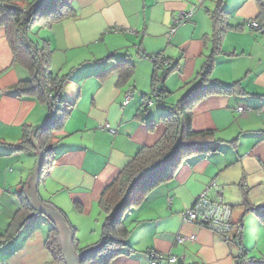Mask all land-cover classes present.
<instances>
[{"label": "crops", "instance_id": "obj_1", "mask_svg": "<svg viewBox=\"0 0 264 264\" xmlns=\"http://www.w3.org/2000/svg\"><path fill=\"white\" fill-rule=\"evenodd\" d=\"M206 1L171 35L178 13L196 0H71L74 16L41 28L44 38L37 46L50 53L52 75L67 76L60 90L61 113L66 116L61 127L51 131L53 163L43 184L31 178L33 193L39 204L48 203L66 217L79 245L84 227L93 224L92 232L101 230L104 214L98 200L103 189L141 147L161 138L166 130L160 119L164 107L175 105L195 84L213 51L216 0ZM21 4L26 5L25 0ZM222 10L224 32L212 78L237 85L238 92L210 94L191 114L194 131H214L216 140L206 145L215 149L183 160L171 179L147 192L125 215L130 248L110 264H151L150 252L174 255L180 264H234L238 246L182 219V212L212 180L222 187L233 225H241L240 243L247 258L264 264V219L242 205L244 196L252 205L264 204V33L245 25L258 17L255 0H222ZM140 53L162 54L174 66L156 85L166 92L161 102L152 98L147 103L153 94L154 64ZM122 67L130 68L129 76H121ZM30 77L28 68L14 62L6 29L0 26V237L20 208V196L29 203L23 188H30L25 178L35 170L27 173L30 159L24 154L39 149L38 141L34 150L15 151L11 145L19 142L23 126H43L54 112L36 95L18 94L14 85ZM129 88L132 98L123 105ZM176 94L180 97L170 102ZM238 107L246 110L239 112ZM105 123L116 132L103 129ZM25 193L31 199V192ZM30 207L34 218L0 243V264L50 263L45 239L52 223ZM176 235L194 239L177 243Z\"/></svg>", "mask_w": 264, "mask_h": 264}, {"label": "trees", "instance_id": "obj_2", "mask_svg": "<svg viewBox=\"0 0 264 264\" xmlns=\"http://www.w3.org/2000/svg\"><path fill=\"white\" fill-rule=\"evenodd\" d=\"M23 0H0V26L5 27L8 42L14 55V62L20 63L31 72V77L19 81L14 85L19 95H36L54 110L52 115L43 126H23L19 142L11 145L15 151L34 150L35 141H38L41 157L38 161L37 185L44 183L52 166L53 145L49 143L51 131L61 127L66 116L62 114L60 106L62 99L60 90L67 80V76H53L50 71V53L42 47H38L29 34L33 26L50 27L65 18L75 15L71 0H36L35 2L21 4ZM259 9L256 20L264 27V0H255ZM224 12L222 0H216V7L212 13L213 44L214 49L206 58L202 68L197 74L196 82L187 93L175 104L166 106L165 112L160 116L166 126L161 138L151 146H143L120 170L118 175L109 183L100 194L98 207L104 214L101 226V237L98 242L91 246L80 247L75 229L69 226L72 237V247L75 252L95 247L96 251L84 257L79 264H110L117 256L127 253L129 246L126 238L130 230L124 223L125 215L136 207L144 198L145 194L160 183L171 179L181 162L191 155L202 151L214 150L206 144L215 141L213 130L194 131L191 127V114L195 104L210 94L236 93L237 85H223L212 78L214 55L219 51V44L224 32ZM40 53L38 57L37 53ZM158 58L154 65L152 76V97L161 102L166 97L163 89L156 87L173 69L167 58L162 54H155ZM166 64V65H165ZM121 76H129L130 68H121ZM43 74L48 91L58 99L55 106L50 104L45 97V87L40 81ZM148 102V101H147ZM20 208L8 230L0 237V243L10 240L17 234L35 214L27 200L20 196ZM242 205L246 211L264 219V204L252 205L244 196ZM239 226L241 227L240 223ZM238 236V247L241 253L234 257V264H252L251 258H247L240 243L241 231ZM45 246L50 255L49 264H65L62 255L61 243L56 227L48 230Z\"/></svg>", "mask_w": 264, "mask_h": 264}, {"label": "built area", "instance_id": "obj_3", "mask_svg": "<svg viewBox=\"0 0 264 264\" xmlns=\"http://www.w3.org/2000/svg\"><path fill=\"white\" fill-rule=\"evenodd\" d=\"M203 0H196V2L187 11L178 13L177 17L173 22V26L169 30V35L173 34L176 27L190 21L191 17L194 15L196 10L200 7ZM245 25L250 29V31L256 33H264V27L256 20L249 19L245 21ZM124 32H130V30H124ZM134 33V32H132ZM38 57L40 53L38 52ZM140 56L148 58L154 65L157 64L156 55H145V53H140ZM166 65V64H165ZM40 81L45 87V97L50 104L56 105L58 99H54L53 94L48 91V84L45 83L43 74H40ZM133 95L131 88H129L124 96L122 102L123 105L129 103ZM152 101L148 100V104ZM237 110L242 112L246 110L244 107H238ZM103 129L107 130L109 133L114 134L116 129L111 127L109 123H105L102 126ZM262 171L264 172V161L261 164ZM182 219L186 223L196 224L211 232L224 237L227 241L238 246V234L241 231L239 225H233L232 223V209L223 200L222 187L218 185L214 180L210 181L204 189L199 193V195L194 199L190 207L182 212ZM194 239L193 236L186 235H176L175 241L177 243H184L187 240ZM239 248V254L241 249ZM149 257L151 264H180V260L171 254H161L150 252Z\"/></svg>", "mask_w": 264, "mask_h": 264}, {"label": "water", "instance_id": "obj_4", "mask_svg": "<svg viewBox=\"0 0 264 264\" xmlns=\"http://www.w3.org/2000/svg\"><path fill=\"white\" fill-rule=\"evenodd\" d=\"M40 157H41V153H40ZM37 174H38V166L35 168L34 175H30L28 177L27 182L30 184V188H25V189L23 188L24 195L28 199L32 208L36 211L35 213L47 217V219H49V221L56 227L61 242L62 255L65 264H79V261L81 259L95 252L96 248L90 247L83 249L82 251L79 252H74L72 248L71 232L62 214L57 210H55L52 205L43 202V204L47 205V207H44L41 204H39L38 201L35 199L34 196L35 194L33 193L34 182L31 181V178L36 179ZM25 190H29L31 192V196H32L31 199L27 197Z\"/></svg>", "mask_w": 264, "mask_h": 264}, {"label": "rangeland", "instance_id": "obj_5", "mask_svg": "<svg viewBox=\"0 0 264 264\" xmlns=\"http://www.w3.org/2000/svg\"><path fill=\"white\" fill-rule=\"evenodd\" d=\"M35 1L36 0H25V3H31V2H35ZM212 1L214 2L215 0H207L206 4L210 3ZM205 7L209 8L208 5H205ZM29 36L34 42H36L37 44L41 45L42 44V40L44 38V33L41 31V28L38 25H36V26H33L31 28ZM179 97H180V95L178 96V94H176L175 96L170 98V102L173 103V100H174V102H176L177 98H179ZM51 112L52 111H50V113ZM24 155H27L26 156L27 158H24V159L28 160V157L30 159L29 160V162H30L29 163V167L27 168V173L29 174V172L31 170L34 171L35 168L38 166V161H39V158H40V151L36 147L34 152H31V153L29 152L28 154H24ZM10 169H12V167ZM29 176H27L25 178V180H28ZM94 218H96V217H94ZM35 221H36V219H35ZM39 221H40V224L43 227L48 228V222H46L45 220L41 219L40 217H39ZM92 225L93 224H91V227H88V228L84 227V229H82L81 233L79 234L80 237H81V244L79 245L80 247H85L86 246V242H88V241L91 242L90 244H94L95 242L99 241V239L101 237L100 227L95 228V231L92 232V230L94 229ZM100 226H102V223H101Z\"/></svg>", "mask_w": 264, "mask_h": 264}]
</instances>
